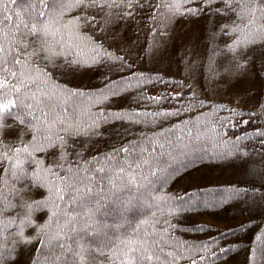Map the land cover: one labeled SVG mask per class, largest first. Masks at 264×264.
Segmentation results:
<instances>
[{"label": "snow or ice", "instance_id": "1", "mask_svg": "<svg viewBox=\"0 0 264 264\" xmlns=\"http://www.w3.org/2000/svg\"><path fill=\"white\" fill-rule=\"evenodd\" d=\"M217 2L218 0H185L187 8L176 5V9L184 13L197 16L207 13L213 17L216 30L211 33L210 38L215 40L219 37L222 42L214 45L217 51L209 56L206 76L213 78L207 81L209 87H219L217 80H222L225 88L237 85L247 77L250 70L255 73V78H259L264 84V25H256L258 31L251 27L255 24L257 11L264 18V0H219V7ZM137 7L151 9L152 5L146 2L141 4L140 0H26L23 5L18 4L17 0H0V171L5 175L11 172L12 177L23 181L24 192L35 190L39 193L42 189L47 190L46 194L41 193L38 199L29 198V210L31 211L33 206L37 210L47 209L48 217L39 224L34 236L25 235L21 228L19 238L26 244L31 243L35 247L37 241L41 245L44 243L40 236L41 230L59 211L56 201L62 200L68 190V184L65 182L76 183L72 179L71 168L63 176H58L55 171L64 167L69 152L80 164L76 171L85 172L90 177L89 183L85 185L86 192L72 189L76 192L74 198L87 196L88 192L93 191L92 181L96 180V176L87 168L89 163L97 160L107 161L108 158L112 161L120 160V164L114 169L108 164L111 175H104L105 168L100 163H95L101 183H107L97 190L95 198H88L91 208L85 214L90 220L96 213L105 212V205L109 202L118 205L123 215L137 204L149 212L153 225L151 232L144 230L141 234L140 229L149 223V217L137 221L135 227L125 220V223H129L126 235L115 240L105 236L104 242L95 249L100 259L92 257V264H160L161 254L165 252V248L161 247L165 234L173 228H179V225L171 223L173 217L181 211L179 204L174 203L180 200L179 197H173L166 192L156 194L153 191L151 197L145 198L140 190L147 177L133 169L148 164L149 159L142 155L139 160L129 163L121 157L122 152L135 151L129 145H135L137 141H124L117 133L115 146L105 144L104 152L92 147L95 141L91 138H99L103 134L101 124L110 119H126L135 127L140 124H155L156 118L173 116V111L147 113L152 119L140 120L132 115L110 111L108 108L115 98L125 95L131 88L139 87L144 91L145 85L164 84L173 80L176 75H157L152 70H149L148 75L143 71H132L136 58H150L153 51L157 50L155 39L146 49H137L133 54L130 46L117 45V40L122 38L121 33L112 37L107 35L121 19L119 13H123L125 19H130ZM228 12L250 18L243 27L234 22L221 23L215 20L216 13ZM149 19L155 22L156 17L151 16ZM152 31L157 32L158 29L152 28ZM237 32L241 34L236 35ZM89 33L102 37L103 43L93 40ZM256 47L262 49L259 54V67L256 66L257 58L253 53ZM104 61L108 62L106 67ZM196 63H189L186 59L184 73L190 76ZM94 68H103V71L94 72V76L100 78V87L88 92L81 86L79 78L86 72H92ZM125 73L132 79H125ZM132 81H135V84ZM177 83L180 85V91H173L171 96L178 98L182 91L187 90L190 102L185 101L179 108L174 109L175 116L199 102L196 92L191 88L185 89L186 80ZM252 94L257 96V100L254 105L249 106L253 111L245 115H264V96L256 92ZM84 95L96 97L97 103H102V107L96 110L97 117L91 119V123H83V110L72 111L70 114L67 106L68 101H74L76 97ZM241 95L242 93L237 92L236 99L239 100ZM148 99L160 100L161 95H150ZM206 100L205 94V101L201 103ZM219 107L224 108V105ZM135 111L138 109H133V112ZM234 112L235 110L233 114ZM238 123L247 125L250 119L241 117ZM260 124L261 127L253 128L252 131L256 135L264 136V120H261ZM123 135H127L126 130ZM241 138L234 137L237 141ZM138 140L142 145L139 149L141 153L156 152L154 147L144 148L143 145L149 141L151 145H155L159 143L158 139L141 132ZM163 150L164 145L161 144V151ZM234 151L244 154L241 148L229 149L221 160L239 168L243 175L249 177L248 180L237 182L248 184L249 187L243 189L233 185L229 190L230 194L247 191L255 197L259 190L260 199L264 201V160L256 164L254 161L250 162L246 156L243 159L239 155L234 157ZM92 152L95 156L89 155ZM259 155L264 157V144L261 145ZM25 161L29 163L26 165ZM152 172L160 183L166 181L167 177L163 172L155 168ZM164 204H167V215L164 212ZM157 212L160 214L158 220ZM27 219L31 220V216ZM161 222L162 226L158 227ZM31 223L36 224V221L31 220ZM257 238H260L259 233ZM204 250L207 251V247ZM187 253L188 250L185 249V258ZM10 255L11 253L0 254V264H14L13 261L4 259ZM167 256L173 259H165L164 264H176L181 258L171 248L167 249ZM84 259V256L80 255L82 262ZM197 259L203 264L204 257ZM189 264H197V261L189 259Z\"/></svg>", "mask_w": 264, "mask_h": 264}, {"label": "trees", "instance_id": "2", "mask_svg": "<svg viewBox=\"0 0 264 264\" xmlns=\"http://www.w3.org/2000/svg\"><path fill=\"white\" fill-rule=\"evenodd\" d=\"M140 2L141 4L146 2L152 5V8L137 7L130 19H125L124 14L119 13L121 19L107 35L112 37L116 33H121L122 38L117 40V45L130 46L133 54L137 49L141 51L146 49L155 39L157 50L153 51L150 58L143 56L136 58L132 71H143L148 75L149 70H152L157 75L165 73L176 75L173 80L164 84L145 85L144 91L139 87L131 88L125 95L115 98L108 108L110 111L132 115L140 120L152 119L147 113L173 111V116L156 118L155 124L146 126L140 124L135 127L126 119H110L100 126L103 134L99 138H91L95 141L92 147L104 152L105 144L115 146L117 133L124 141H137L135 145H129L135 151L122 152L121 157L127 159L129 163L139 160L142 155L149 159L148 164L133 169L147 177L140 189L145 198L151 197L153 191L156 194L166 192L180 198L174 203L179 204L181 211L171 220V223L179 225V228H173L171 232L165 234L161 243L165 252L161 254L160 264H164L165 259L168 261L173 259L167 256L168 248L181 257L176 264H189V259L201 264L198 257H204L203 264H264V201L260 199L259 190L255 197L247 191L230 194L229 190L233 185L247 189L248 184L237 182L248 180L249 177L243 175L239 168L225 164L221 160L229 149L234 148L244 150L243 155L234 151V157L239 155L243 159L246 156L250 162L254 161L256 164L264 160V157L259 155L261 145L264 144V136L256 135L252 131L253 128L261 127L260 121L264 120V115L251 117L245 115L253 111L249 106L254 105L257 100V96L252 93L264 96V84L259 78H255V73L250 70L247 77L237 85L225 88L224 82L217 80L219 87L210 88L207 81L213 78L210 75L206 76L209 56L217 51L214 45L222 42L219 37L215 40L210 38L211 33L216 30L213 17L207 13L197 16L178 11L177 4L181 8L188 7L185 0ZM17 3L23 5L26 0H17ZM157 5L165 7L158 8ZM151 16L156 17L155 22L149 19ZM248 18L250 17L233 15L232 12L215 14V20L221 23L234 22L241 27L247 24ZM256 25H264V18L259 11L256 13L255 24L251 26L254 31H258ZM152 28H157L158 31L153 32ZM89 34L93 40L103 43L102 37ZM244 50L247 51V48L244 47ZM261 51L260 47L253 50L257 58V67ZM186 59L189 63L197 62L190 76L183 71ZM103 63L106 67L108 62ZM97 71H103V68H94L92 72H86L79 78L85 91L90 92L100 87L98 83L100 78L94 76V72ZM124 78L132 79L127 73L124 74ZM180 80L187 81L185 89L191 88L196 92L199 102L193 104L191 109L186 108L179 116H175L174 109L179 108L185 101L190 102L187 90L182 91L178 98L171 96L173 91H180V85L177 83ZM132 83L135 84V81ZM237 92L242 93L239 100L236 99ZM157 94L161 95L160 100L148 99L150 95L155 97ZM205 94L207 100L201 103L205 101ZM220 105H224V108H220ZM67 106L70 114L72 111L83 110L85 112L82 117L83 123H91V119L97 117L96 110L102 107V103H97L96 97L84 95L76 97L74 101H68ZM133 109L138 111L133 112ZM241 117L250 119V123L247 125L238 123ZM165 128L167 131H164ZM125 130L126 136L123 135ZM141 132L159 140L155 145H151L150 141L143 145L144 148L154 147L155 153L140 152L142 145L138 136ZM234 137L242 138L237 141ZM161 144L164 145L163 151ZM89 155L95 156V153ZM97 162L105 168L104 175H111L108 164H111L113 169L120 164V160L112 161L111 158L107 161L97 160L89 163L87 168L96 176V180L92 181L93 191L79 198H74L76 192L72 189L75 188L81 193L86 192L85 185L89 183L90 177L85 172L76 171L80 164L73 158L71 152L64 167L55 170L58 176H63L71 168L72 179L76 183L65 182L68 184V190L62 200L56 201L59 211L41 230L40 236L44 243L41 245L37 241L35 247L19 238L20 230L22 228L25 235H36V229L48 217V211L37 210L35 206L30 211L27 204L29 198L38 199L41 193L46 194L47 190L42 189L39 193L35 190L24 192L23 181L12 177L11 172L5 175L0 171V254L11 253L10 256L4 257L6 261H13L14 264H92V257L100 259L95 249L104 242L105 236L112 240L122 238L127 233L129 223L135 227L137 221L149 217V212L141 205L134 204L127 214L123 215L118 205L109 202L105 205V212L96 213L91 220L89 219L85 214L91 208L88 198H95L97 190L107 183L105 181L102 184L100 181V174L95 170ZM28 163L25 161L26 165ZM153 168L166 175L164 183L154 178ZM188 204L191 206L185 207ZM167 211V204H164L166 215ZM29 215L36 224L27 219ZM159 215L157 212V220ZM125 220L129 223H125ZM152 226L149 217V223L140 229L141 234L144 230L151 232ZM160 226L162 222L158 225ZM258 233L260 238H257ZM205 247L207 251L204 250ZM185 249L188 250L187 258L184 255ZM77 253L84 256L83 262Z\"/></svg>", "mask_w": 264, "mask_h": 264}]
</instances>
